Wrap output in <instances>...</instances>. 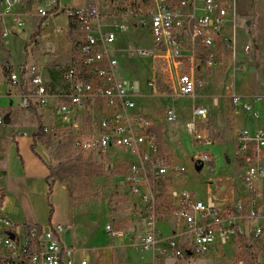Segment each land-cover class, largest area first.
<instances>
[{"label":"built area","instance_id":"1","mask_svg":"<svg viewBox=\"0 0 264 264\" xmlns=\"http://www.w3.org/2000/svg\"><path fill=\"white\" fill-rule=\"evenodd\" d=\"M16 1L5 0L8 7ZM153 3L148 17H142L140 24L135 23L149 28L153 45L138 49V53L155 60L171 58L178 78V93L193 95L204 85V80L197 75L200 64L213 67L220 62L214 45L230 13L232 17L236 15L234 4L232 0H203V14L195 15L187 10L186 0H153ZM117 6H122V0H117ZM48 9L41 8L39 13L47 15ZM64 13L71 21L73 33L79 36V45L74 60L62 72V84L52 85L38 68H33L26 78L22 69L12 70L9 75L10 84L20 90L22 108L55 104L54 122L41 125L39 139L66 135L83 153L107 152L110 147L118 146L136 158L128 168L126 186L130 194L140 198L145 222L140 245L142 250L151 252V264L166 256H205L220 251L228 243L241 251L247 235L261 238L263 224L252 225V222L264 212V197L253 190L252 180L264 178V166L259 162L260 151H264V125L254 133L242 128L238 134L237 152L247 161L242 181L249 192L244 199L235 200L230 206L218 205L186 188L173 189L170 199H160L158 186L175 167L170 166L165 154L159 153L151 118L132 112L136 105L134 86L119 77V61L106 47L114 41L117 31L126 32L133 22L123 18L115 23L116 31H105L101 29L97 7L69 8ZM14 21L22 23L20 17L14 16ZM228 46L232 44L229 42ZM148 84L156 87L155 76ZM231 97L233 104L240 105L251 118L261 117L259 106L264 110V95L245 98L233 94ZM98 101L103 103L102 117L93 131L86 132L87 112ZM193 111L194 115L204 116L207 109L195 105ZM177 117V109L168 106L166 119L173 122ZM188 129L196 135L198 145L212 143L199 134L196 120L189 121ZM196 161L208 171L215 169V157L208 150L198 151ZM2 204L0 187V264H74V248L65 246L59 237L64 230L62 224L47 228L31 225L28 232L26 226H19L3 213ZM166 207L168 212L159 221L161 208ZM163 222H170L166 236L162 235ZM106 230L112 236L123 235V230L113 223L106 224Z\"/></svg>","mask_w":264,"mask_h":264},{"label":"crops","instance_id":"2","mask_svg":"<svg viewBox=\"0 0 264 264\" xmlns=\"http://www.w3.org/2000/svg\"><path fill=\"white\" fill-rule=\"evenodd\" d=\"M186 2L189 12L195 15L203 14V0H186ZM54 6H56V11L53 13L54 15L46 18L43 29L35 41H31V35L44 16L38 12L17 14L15 10H13V7L8 11H0L5 26L4 32H6L3 37H0V42L10 36L12 33L11 30H15V26L8 28L7 22H10V20L12 21V19L13 22H15L14 16L20 17L22 23H17L16 25L19 27L25 25L27 30L18 29L17 32L13 31V33L18 37L22 36L23 41L27 40L29 37V41H27L28 46L26 47L27 56L24 62L25 64L21 68L24 70L23 73H25L23 77H28L33 68H38L52 85L58 86L61 85L63 81V70L74 60L79 45V36L73 33V28L70 26V19L63 13V9H88L97 7L101 16V29L105 31H116L115 23L122 21L124 17L119 13L123 10L117 8L119 7L117 6V0H56ZM235 16L232 17L230 13L222 29L223 39L220 36L217 38L221 39V42L219 41V48L216 49V51L218 52L219 60L222 62H225V48L229 47V42L232 44L231 48H236V40L232 31V26H235ZM55 20H60V22L66 21V24L57 23L55 27H52V23H55ZM138 27H141V30L146 35L147 41L145 42L147 45L145 43L140 46H134L136 44L137 35L135 32L138 31ZM148 42H151L153 45L149 28L133 23L126 32L117 31L115 40L107 44L106 47L112 56L116 57L119 61V77L122 80L131 82L134 86L135 94L133 98L136 105L132 112L147 115L153 121L155 128L160 126L163 131L161 141L169 147V142H167V140L169 141L170 139V134L168 133L169 128H167L163 122H176L183 110H180L179 106L175 105L174 101L169 98L174 97L172 95H180L178 93L177 84L175 85V92L163 91V85L159 86V74L162 71L164 73V71L173 70L171 73L174 72L176 77L177 74L173 60L169 57L168 59L162 58L163 61L159 59L164 64L160 65L161 68L157 70L158 75L156 71L154 72L155 67H153L152 75L143 82L140 81L136 83L134 79L125 77L126 72H128L126 65L129 63V60L134 59L135 56L141 59L149 58V68H151V62L155 63L156 60L152 56H140L138 53V49L147 48ZM114 44H117L116 47H113ZM115 53H120L122 55L121 58ZM222 62L221 64H223ZM221 64L219 62L218 65L213 67L200 64L197 71L198 77L204 80V85L197 89L203 90L200 92L196 91L195 94L189 96L193 98L195 103L192 105L191 109L192 118L186 119L187 121H185V128L189 134L191 144L194 147L198 145V141L196 135L191 133L188 129L189 121L196 120L197 131L202 138L208 137L211 139L207 133L209 129L207 127L204 129L200 127L203 126L204 119L209 114V108L211 110L213 105L219 104L223 111L230 110L229 106L230 101L232 102L231 96L233 94L242 95L245 98L257 95L248 94L247 89L241 86L240 89L235 87L233 89L229 88L228 90L227 82H223V77H221L218 70H216ZM1 76L4 75H0V85L5 86V91L2 93L1 97L9 101L8 106H6L5 103L0 106V114L5 115L3 120L4 124L0 125V187L3 193V213L19 226L38 225L41 228H47L55 224H62L64 230L60 233L59 237L65 246L74 248V264H140L141 262H148L147 259L143 258L139 260V263L135 262L133 254L134 247L140 246L139 242L145 229L139 196L130 194L129 190L126 192L130 198V203L124 207L123 211H125L124 218L129 222V232L125 235L126 229H122V236H112L107 232L106 224L111 221L108 220L106 215L92 217L90 212L88 213L89 215L87 214V209H80L77 207L68 187L50 176L51 163L43 155L45 150L41 145L38 133L41 125L54 122V112L51 109V105L43 108H22L20 106L19 88L11 86L9 76H7V78L4 76V80ZM152 76H155L157 80L155 88H152L148 84V80ZM239 77L240 79L244 78L242 74H240ZM227 98L229 102L225 101ZM198 100L202 101L199 102ZM164 103H166V109L168 106H174L177 109L178 117L175 121L169 122L166 117L162 119L160 115L157 117V114L162 111ZM195 105L204 106L207 109L206 115H194L193 108ZM232 105L233 114L230 115V117L236 128L240 125L242 126L239 131L242 128H247L254 133L258 128L264 125V110L261 106H259L262 112L261 117L254 119L251 118L248 113L244 112L240 105L236 106L233 102ZM247 119L258 121L259 125L254 126L257 122H253V124L255 123L254 125L248 126L246 123ZM239 131L236 132L234 136L237 141V148ZM174 134L175 133H173L172 136ZM112 148H118V146L110 147L107 152L109 150L111 152ZM119 148H123L127 151L124 147ZM197 152L198 151L193 154L192 158H188L189 162L190 159L192 160L195 171H197L196 164H199L196 161ZM236 154H238V152ZM165 155L168 157L170 166H174L175 169L183 166L180 163L179 165L175 160L172 165L169 154ZM132 157L133 160L135 159L133 163L136 162V158L133 155ZM259 158L260 164L264 166V151H260ZM214 164L216 166V163ZM185 168L186 167H184V169ZM186 169L188 170V168ZM214 171L215 169L213 172ZM171 173L176 174V172L169 171L168 177ZM242 178L238 186H234V184L229 182L224 183L221 176L215 178L213 181H209L214 184V189L207 190L205 199L210 198L214 200L216 204L225 206H230L235 200L244 199L248 195L249 190L245 188ZM50 183H53L52 189H50ZM252 186L253 190L259 194L260 197H264V178L254 177ZM126 188L128 187L126 186ZM195 195L198 197L197 194ZM132 220H135L134 222L136 223H132ZM168 223L164 226L165 228L162 231V235H165L170 229ZM252 223L263 224L264 228V212ZM101 233H103V241L100 239ZM218 250H224V248L222 247ZM255 250H257V252H254ZM241 251L251 252V255L256 254L257 262L259 264H264V232L259 239H254L252 236L247 235L243 241ZM169 257L171 259L174 258L171 256L166 258ZM151 260L152 254L149 261L150 264L152 262ZM83 261L86 263H83Z\"/></svg>","mask_w":264,"mask_h":264},{"label":"rangeland","instance_id":"3","mask_svg":"<svg viewBox=\"0 0 264 264\" xmlns=\"http://www.w3.org/2000/svg\"><path fill=\"white\" fill-rule=\"evenodd\" d=\"M55 2L56 0H17L8 7L5 0H0V11H8L14 5L13 10H15L17 14H30L31 12L39 13L41 8H49L48 14L44 16L51 17L55 12ZM232 2L236 13L235 26H232V31L236 40V48H225V62L219 60L220 64L221 62L223 64L216 70H218L220 76L223 77V82H227L228 90L229 88L233 89L235 87L240 89L241 86L247 89L248 94L264 95V0H232ZM153 5V0H122V6L119 8L123 11L119 13L127 21L129 20L133 23L138 22L140 24L141 18H147L149 12L153 10ZM65 10L66 9H63V13ZM57 23L65 25L66 21L60 22V20H55V23H52V27H55ZM16 24V22H13V19L7 22L8 28L15 26V30L10 29L12 32L10 36L0 42V75L3 74L6 78V71L9 67L12 66L15 72H19L25 64L24 62L27 56L26 47L28 46L27 41H29V37L27 40L23 41L22 36L18 37L13 33V31L17 32L18 29H26V26L22 25L19 27ZM4 30L5 26L2 21V16L0 15V37H3ZM137 30L138 31L135 32L137 35L136 44L134 46L143 45L146 43L145 41H147V37L141 30V27H138ZM220 37L223 39V31ZM219 41L221 42V39H216L214 45L215 49L219 48ZM116 45L117 44H114L113 47H116ZM247 45L249 49L245 47ZM150 47H152V43L148 42L147 48ZM115 54L119 58L122 56L120 53ZM160 62L159 58H157L155 63L151 62V68H149V58L141 59L135 56V58L129 60V63L126 65L128 72H126L125 77L134 79L136 83L140 81L143 82L152 75L153 67H155L154 72L156 71L158 75L157 70L161 68ZM172 71H164V73L162 71L159 74V86L163 85V91H176L175 85L177 84V76L175 77L174 72L171 73ZM240 74L244 77L243 79H240ZM4 76H1L3 80L5 79ZM202 90L203 89H197L199 92ZM4 91L5 86L0 85V106L4 105L3 103H5L6 106L9 105V101L1 97ZM172 96L174 97L169 98L172 99L175 105L179 106L180 110L182 109L183 112L176 122H163L165 123L164 125L169 128L168 133L171 136H169V141L167 140V142H169V147L163 143V141H161L162 144L158 143L157 138L160 137L162 139L163 137V131L160 126L156 128L153 126L152 131L159 145V153L169 154L172 165L175 160L178 164L180 163L183 166L174 169L176 174L171 173L169 177L165 179L164 184L158 186L160 189L159 198L168 200L171 197V190L186 188L197 194L199 198L205 199L207 190L214 189V184L209 181H213L220 176L224 183L229 182L234 184V186H238L247 168V161L240 153L236 154L239 150L234 136L242 126L240 125L236 128L235 124L232 123L233 120L230 117V115L233 114V107L231 108V106H233L232 102L230 101V110L223 111L219 104L213 105L211 110L209 108V114L204 119L203 126L200 127L203 129L207 127L209 129L207 133L213 143L211 145H197L194 147L191 144L189 134L185 128V121H187L186 119L192 118L191 109L195 102L193 98L189 96ZM198 101L201 102L202 100ZM225 101L229 102V99L227 98ZM49 105H51V109L54 111L55 104L51 102ZM162 108V113H158L157 117L160 115L162 119H165L166 103L163 104ZM102 109L103 103L102 101H98L87 112L84 125V130L86 132H91L97 127L96 124L102 117ZM4 117V114H0V118L2 119L0 125L4 124ZM253 122L257 123H254V125ZM246 123L248 126L259 125L258 121L251 119H247ZM173 133L175 134L172 136ZM60 136H50L49 138L45 136V138L41 140V145L45 150L43 155L51 163V174L54 179L62 182L68 187L77 207L80 209H87V214L90 212L92 217L106 215L108 220L111 221L109 223H113L114 226L119 229H126V235V233L129 232V222L124 218L125 211H123V209L130 203V198L126 193L128 190V188H126V178L128 168L135 159L133 160L132 155L119 147L112 148L111 152L109 150L108 152L91 151L83 153L73 146L71 140L66 135ZM204 150H208L215 157L216 166L214 172L208 171L206 167L200 171H195L192 160L190 159V162L188 161V158H192L196 151ZM184 167L188 168V170L186 168L184 169ZM167 210V207L166 209L161 208L159 221L160 218L162 221L163 217L168 212ZM134 221L132 220V223L135 224L136 222ZM166 225L167 224L163 222V227L161 228L164 229ZM252 225L255 224L252 223ZM166 235L167 232L163 236ZM102 236L103 233L100 235V239L103 241ZM140 246L134 247L133 254L135 262L139 263V260L143 258L147 259L148 262H141L140 264H150V252L142 250ZM223 248L224 250L211 252L205 256L173 259L170 257L166 258L168 257L166 256L159 258L156 264H249L248 260H250L249 254L251 252L238 251L231 243L224 245ZM254 252H257V250ZM255 256L257 258L256 254Z\"/></svg>","mask_w":264,"mask_h":264},{"label":"trees","instance_id":"4","mask_svg":"<svg viewBox=\"0 0 264 264\" xmlns=\"http://www.w3.org/2000/svg\"><path fill=\"white\" fill-rule=\"evenodd\" d=\"M55 11H56V8H55ZM47 17H48V16H44L43 18H41V20H40V22H39V24H38L36 30H34L33 33H32V35H31V41H35V40H37L39 34L41 33V30L43 29V25H44V22H45V20H46ZM12 70H13V69H12V66H10L9 69L6 71V75L9 76V75H10L9 73H10ZM159 136H160V135H159ZM157 140H158V143H159V144H162V143H161V138H160V137H158ZM50 176L53 177L52 174H51ZM52 186H53V183H50V189H52ZM26 229H27L28 232H30V226H29V225H26ZM249 255H250V260H248L249 264H259V263L257 262V258H256L255 255H251V253H250Z\"/></svg>","mask_w":264,"mask_h":264},{"label":"water","instance_id":"5","mask_svg":"<svg viewBox=\"0 0 264 264\" xmlns=\"http://www.w3.org/2000/svg\"><path fill=\"white\" fill-rule=\"evenodd\" d=\"M7 121V120H6ZM203 165L202 164H196V169L197 171H200L202 169Z\"/></svg>","mask_w":264,"mask_h":264}]
</instances>
